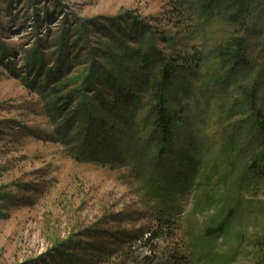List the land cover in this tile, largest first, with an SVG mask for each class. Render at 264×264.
<instances>
[{"label": "trees", "instance_id": "1", "mask_svg": "<svg viewBox=\"0 0 264 264\" xmlns=\"http://www.w3.org/2000/svg\"><path fill=\"white\" fill-rule=\"evenodd\" d=\"M168 5L157 24L126 13L93 40L86 34L95 33V22L68 23L58 38L53 33L21 48L18 69L27 73L21 79L35 91L53 125L46 135L83 155L107 154L112 169L118 165L112 153L121 152L151 196L166 204L168 184L158 162L171 159L178 177L194 161H207L201 135L219 132L220 165L210 170L218 174L226 164L231 169L221 173L224 182L237 169L256 185L264 180V0H168ZM10 53L0 38L1 65ZM18 69L8 71L19 74ZM192 138H200L203 148L186 146ZM179 140L184 150L172 156ZM240 156L247 158L244 163L237 162ZM209 190L212 197L216 191ZM155 220L154 230L139 240L130 230L113 234L115 248L82 242L76 253L63 246L54 264H89L87 246H95L97 257L109 256L126 242L119 255L128 261L136 246L146 247L168 231L166 219ZM229 221L226 217L213 233H224ZM255 258L264 264V246Z\"/></svg>", "mask_w": 264, "mask_h": 264}, {"label": "rangeland", "instance_id": "2", "mask_svg": "<svg viewBox=\"0 0 264 264\" xmlns=\"http://www.w3.org/2000/svg\"><path fill=\"white\" fill-rule=\"evenodd\" d=\"M168 7V0H12L9 5L0 0V38L11 52L1 61L7 67L0 64V264H54L56 250L72 246L79 253L82 242L115 248L120 230L137 232L139 240L154 230L156 217L166 219L168 231L154 243L136 246L128 261L119 255L127 242L109 256L97 257L95 246H87L89 264H257L255 254L264 246V180L250 184L233 169L224 182L221 173L231 169L226 164L213 174L210 167L220 165L219 132L201 135L207 161H194L178 177L171 159L157 161L168 184L165 204L151 196L121 152L112 153L118 162L112 169L105 153L83 155L49 139L53 125L35 91L21 79L27 74L18 69L21 48L53 33L58 38L63 25L95 22L98 29L86 34L94 40L114 18L133 13L157 24ZM12 67L19 74L9 73ZM200 138L184 143L199 151ZM183 150L179 140L171 155ZM246 159L240 156L237 162ZM210 187L216 191L212 197ZM226 217V231L213 233Z\"/></svg>", "mask_w": 264, "mask_h": 264}]
</instances>
